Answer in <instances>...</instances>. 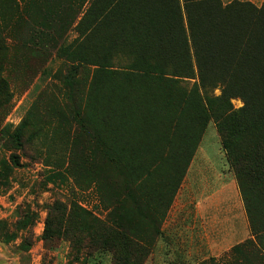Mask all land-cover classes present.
I'll use <instances>...</instances> for the list:
<instances>
[{"label":"trees","instance_id":"1","mask_svg":"<svg viewBox=\"0 0 264 264\" xmlns=\"http://www.w3.org/2000/svg\"><path fill=\"white\" fill-rule=\"evenodd\" d=\"M48 15L41 21L62 36L57 55L78 69L92 67L84 102L73 101L72 119L95 152L109 155V164L95 172L101 184L115 172L130 178L134 189L147 182L150 205L169 189L171 200L212 121L251 231L263 232L264 0L259 7L238 0H59ZM72 26L77 37L65 43ZM119 57L127 64L115 67ZM68 85L73 93V81ZM215 89L219 96L208 94ZM0 97L8 101L3 79ZM233 99L242 106L234 109ZM28 127L25 117L7 135L11 167L20 166L17 151ZM165 168L156 183V171ZM67 222L115 264L141 261L130 252L128 243L134 245L121 226L103 228L86 212ZM135 251L139 258L140 247Z\"/></svg>","mask_w":264,"mask_h":264},{"label":"rangeland","instance_id":"2","mask_svg":"<svg viewBox=\"0 0 264 264\" xmlns=\"http://www.w3.org/2000/svg\"><path fill=\"white\" fill-rule=\"evenodd\" d=\"M58 2L0 0V79L8 93V101L0 97V264H115L110 253L91 246L78 226L68 225L69 217L84 212L103 228H110V223L121 226L134 245L127 242L130 252L141 264H200L184 256L186 214L195 211L201 190L226 188L229 182L238 188L215 125L209 121L171 200L169 189L150 205L147 182L134 189L130 178H119L115 172L102 185L95 172L103 171L97 169L100 164H109V155L95 152L72 119L73 101L84 102L92 67L78 69L76 63L60 58L62 36L41 21ZM65 37V43L77 37L73 26ZM125 58L116 59L114 66L127 64ZM208 94L219 96L220 91ZM231 104L234 109L242 106L239 99ZM25 117L29 127L17 151L20 166L11 167L7 135ZM165 170L156 171V183ZM149 213L152 220L146 217ZM187 217L190 222V213Z\"/></svg>","mask_w":264,"mask_h":264},{"label":"crops","instance_id":"3","mask_svg":"<svg viewBox=\"0 0 264 264\" xmlns=\"http://www.w3.org/2000/svg\"><path fill=\"white\" fill-rule=\"evenodd\" d=\"M238 1L257 7L263 2ZM237 189L236 182H229L226 188L200 191L195 211L186 214L183 240L186 260H199L200 264H264V231L258 236L252 233Z\"/></svg>","mask_w":264,"mask_h":264}]
</instances>
